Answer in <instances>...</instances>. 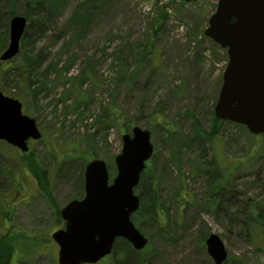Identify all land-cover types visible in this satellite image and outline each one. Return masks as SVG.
<instances>
[{
  "label": "rangeland",
  "instance_id": "374dc122",
  "mask_svg": "<svg viewBox=\"0 0 264 264\" xmlns=\"http://www.w3.org/2000/svg\"><path fill=\"white\" fill-rule=\"evenodd\" d=\"M41 1L0 0V55L11 16L27 19L19 53L0 61V91L41 132L25 153L0 141V236H16L24 254L8 263L2 253L0 264H57L50 236L64 227L65 204L85 196L86 164L104 160L111 182L134 126L151 133L154 150L133 191L148 210L140 185L155 181L162 207L154 221L145 210L131 216L148 240L139 264H215L205 244L213 233L223 264H264L255 219L264 221V135L214 117L228 63L204 34L217 0ZM115 247L120 262L139 260L126 239Z\"/></svg>",
  "mask_w": 264,
  "mask_h": 264
},
{
  "label": "water",
  "instance_id": "95a60500",
  "mask_svg": "<svg viewBox=\"0 0 264 264\" xmlns=\"http://www.w3.org/2000/svg\"><path fill=\"white\" fill-rule=\"evenodd\" d=\"M216 5L204 34L227 50L228 63L214 117L243 125L253 135L264 134V0H217ZM26 22L19 15L10 19L9 42L1 61L19 52ZM40 136L34 119L22 113L21 103L0 91V140L26 151L27 140ZM150 137L147 129L138 126L122 134L123 147L115 158L117 173L111 183L104 160L87 163L85 196L65 204L61 211L65 227L51 235L59 247L58 264H95L111 254L115 240L122 237L135 250L145 248L147 238L130 218L140 205L133 188L153 154ZM205 244L215 264H222L227 253L221 238L213 233Z\"/></svg>",
  "mask_w": 264,
  "mask_h": 264
},
{
  "label": "trees",
  "instance_id": "16d2710c",
  "mask_svg": "<svg viewBox=\"0 0 264 264\" xmlns=\"http://www.w3.org/2000/svg\"><path fill=\"white\" fill-rule=\"evenodd\" d=\"M41 2H42L41 0H35L34 6L37 8L41 4ZM43 2H44V0H43ZM37 11L31 12V15L29 16L30 19L34 18L33 16H34V14L37 13ZM10 14L11 15L13 14L12 10L10 11ZM30 58H33V57H30ZM35 58H37V57H35ZM117 117H119V116H117ZM219 121L220 120L215 119L216 123H219ZM168 124H169L168 122L163 121V122H159L158 125L163 126L168 131L172 127L171 125H168ZM148 168L149 167H147V170H148ZM155 184H156V182L152 181V180L151 181H145V179H144L141 182L140 189L143 190L141 192L142 196L144 195L146 198L148 196L149 197L148 199L151 200L153 203H149V205H147L148 210L146 209V207L143 208V204H141L140 208L138 209V211H140L141 213H143V211L145 210V212H144L145 213V218L149 219V220H153V221L158 216V214H157V213H159L158 211L159 210L162 211V207L158 208V201H157L158 199L155 197V191H156L155 190ZM147 192L149 193V195L147 194ZM255 219L258 220V224L262 227V229H264V221H263V219H259V214L257 215V218H255ZM15 238H16V236H13V238L11 240L10 236H6V235L0 236V244L4 245V247L0 249V254L4 253L5 258H6V262H8V263L11 262V261H15L16 262L17 259L19 258V253H20V255L23 254L22 251L20 252L19 250H17L16 248H14L12 246V243L14 242ZM123 244H125V242ZM113 252L114 253H113L112 257H111L112 264H129V260L127 261V260L123 259V261L120 262L121 260L117 259L118 253H117V248L116 247L114 248ZM128 252L136 253L139 256V260L136 259L135 264H139L141 262L140 260H143V258H142V257H144L143 255H145L144 252L142 253V252H138V251H135V250H132V249H130V251H128ZM101 261L102 262L105 261V258L102 259ZM239 262L242 264L241 261H239Z\"/></svg>",
  "mask_w": 264,
  "mask_h": 264
},
{
  "label": "flooded vegetation",
  "instance_id": "af4514ba",
  "mask_svg": "<svg viewBox=\"0 0 264 264\" xmlns=\"http://www.w3.org/2000/svg\"><path fill=\"white\" fill-rule=\"evenodd\" d=\"M3 202L5 203V207H7V210L5 211V214H6V213L8 214V213L10 212V204H9V202H8V199H6V201H3V200H2L1 207L4 206V205H3ZM2 208H3V207H2ZM4 235H6V236H10V237H11L10 233L8 234L7 231H6V233H5Z\"/></svg>",
  "mask_w": 264,
  "mask_h": 264
}]
</instances>
